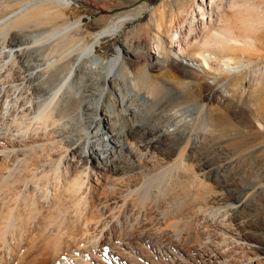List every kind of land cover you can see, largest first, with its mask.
Wrapping results in <instances>:
<instances>
[{"label": "bare ground", "instance_id": "bare-ground-1", "mask_svg": "<svg viewBox=\"0 0 264 264\" xmlns=\"http://www.w3.org/2000/svg\"><path fill=\"white\" fill-rule=\"evenodd\" d=\"M73 1L82 3L90 0H0V264H143L130 243L132 236L129 233L123 235L122 229L119 231L118 228L123 224L125 215H136V218L145 216L154 203L153 184L147 180L152 173L160 168V174L167 177L175 173L177 168L185 172L189 165L188 161H184L187 156L181 157L184 159L177 160L179 156L172 159L173 153L157 143L161 142L159 140L153 141L151 138L146 141L141 136L142 140L138 141L134 136L133 141L131 136L138 125L129 124L130 130L127 131L123 126L118 127L121 118L125 115L132 117L137 110H132V106L128 105L133 104L134 99L126 101L124 90L117 84L119 81L116 83L114 79L115 72L121 70L122 77L129 82V79H133L131 74L134 67L139 65L141 59L146 62L145 78H149L152 68L163 70L174 67L180 61L184 72L193 76L195 73L190 69H196L201 78L212 80L210 87L213 91L224 94L229 92L226 88L232 84L230 79L232 82L241 79L239 73L246 72L252 66L241 59L238 60L239 64H233L236 63L235 50L238 53V50L257 47L254 37L236 33L226 21L215 26L206 23L204 18L200 26L201 33H197V28L191 25L190 30L195 32L193 38H182L178 32L179 39L176 40V35H172L170 50L166 51L164 44L156 43L134 51L125 39L120 47L112 49L108 56L104 55L98 52V46L117 34L135 18L134 15L104 16L100 19L101 27L90 29L88 26L85 30L83 15L74 21L68 14ZM121 1L131 3L136 0ZM243 7H246L247 12L254 9L250 3L232 4L236 11ZM250 27L255 28V25L251 24ZM173 44L178 45V50H174ZM233 50L235 57L231 55ZM189 51L192 54L189 55ZM228 53L231 54L226 56ZM84 71L94 74L89 85L86 84L94 91L86 96L82 94L81 85L84 84L77 82L82 80ZM94 97L97 104L91 108L93 117L88 122L85 136L77 139L76 133L72 132L76 129L75 124L65 119V109L78 100L83 110H87L86 105L92 104L85 105L83 100H92ZM107 97L110 105L107 103L104 106ZM209 107L208 104L203 105L199 119L206 117ZM62 111L66 113L61 114ZM23 117L34 118L33 130L25 126L22 131H13L9 126H1L6 120L14 121ZM179 118H176L178 121H175L173 129L157 130L158 136H172L177 131L184 132L189 128L188 122ZM150 131H146V137L151 134ZM191 138L190 135L185 140V152L194 144ZM111 141L116 145L110 146ZM112 149L114 152L118 149L126 151L127 160L123 163L111 160ZM59 151L62 154L60 160ZM29 152H34L30 155L31 160ZM56 159L59 161L57 169L62 166L64 171L52 187L49 184L52 188L50 191L43 183L44 165ZM21 168L27 174L25 177L15 175ZM205 168L208 169L207 173L196 177L202 184L206 183L207 174L212 169L209 165H205ZM11 179L23 181L27 188L34 190L35 195L52 194V200H47L49 204L52 202L51 205L59 204L61 209L63 203L67 205L63 206L67 209V215L63 211L59 215H66V221L69 218L74 222L70 221L73 223L71 229L68 225V232L67 228L66 231L61 229L64 217L61 219L62 225L56 224L50 218L54 214L48 217L42 211L40 217L34 216L31 223L19 221L15 214L18 208L12 203L14 199L8 198L13 206L7 205L5 199L9 196L10 190L6 186ZM30 180H34V185ZM4 190L9 191L4 194ZM105 190L110 193L101 195ZM17 193L21 195L20 191ZM82 201L86 204L88 201L83 210L84 205H80ZM239 202L241 204L234 205V209L242 205L243 202ZM38 208L36 210L44 209ZM116 208L119 209L118 215H115ZM51 209L47 213L50 214ZM23 215L22 212L18 217ZM30 216H33V211ZM24 217L29 219L28 215ZM68 224L71 226V223ZM148 236L145 239L150 238ZM237 238L240 241L241 236ZM246 240L240 244L252 251L251 263L263 259L264 246H258V241L253 239ZM224 262L220 255L214 258L207 253L205 263Z\"/></svg>", "mask_w": 264, "mask_h": 264}, {"label": "rangeland", "instance_id": "rangeland-1", "mask_svg": "<svg viewBox=\"0 0 264 264\" xmlns=\"http://www.w3.org/2000/svg\"><path fill=\"white\" fill-rule=\"evenodd\" d=\"M234 2L250 3L254 9L247 12L246 7H243L240 11H236L232 8ZM203 12L206 13L205 16L202 15ZM68 14L74 21L83 15L85 22L82 24L85 30L88 26L90 29L101 27L100 19L104 16L134 15L135 18L117 34L98 46V52L107 56L112 49L120 47L125 39L134 51L151 47L156 43H162L166 51L170 50L172 35H176V40L179 39L178 32L181 33L182 38L188 36V39L193 38L195 32L190 30L191 25L197 28V33H201L203 18L206 23L215 26L226 21L236 33H246L245 35L250 34L254 37L257 47H250L245 51L238 50V53L235 50L236 57L234 50L231 52L233 54L226 55L231 54L235 57L236 63L233 65L239 64L240 59L245 64L252 65L246 72L239 73L241 79L233 82L230 79L232 84L226 88L228 93L213 91L210 87L212 80L201 78L194 68L190 69L192 73H195L193 76L184 72L180 61L174 67L163 70L152 68L149 78H145L146 62L141 59L139 65L134 67L131 74L133 79H129V82L122 77L121 70L115 72L114 79L116 83L119 81L117 84H120L124 90V96L127 99L125 100L130 102L134 99V105L132 103L128 105L132 106V110H137L132 117L125 115L121 118L118 127L123 126L127 131L130 130V125H138V129L131 136L133 141L135 139L141 141V136L146 141L159 140L161 142L157 143L173 153L172 159L179 156L178 159L176 158L179 160L187 156L188 158L186 157L184 161H188L189 165L185 172L177 168L175 173L167 177L160 174V168L152 173L147 178L148 182L153 184L154 203L150 205V210L148 209L145 216L141 215L137 218L136 215L128 214L129 217L125 215V220L118 230L122 229L125 236L128 233L132 236L133 240L130 243L136 249L140 263L143 264H207L205 263L207 253L214 258L220 255L225 260L224 264H264V258L251 263L252 251L240 244L241 241L247 242L246 239H253L258 241V246H264V0H136L131 3L121 0H90L82 3L73 1ZM92 22L94 24H91ZM251 24L255 25V28L251 29ZM173 46L174 50L175 48L178 50L177 44ZM188 54L192 52L189 51ZM82 74V80L77 82L84 84L81 88L84 92L82 94L86 96L85 94L94 91L90 86L87 87L94 74L88 71ZM94 99L96 98L83 100L85 105L90 102L92 104L86 105L87 110H83L82 104L77 100L65 109L67 113L61 112V114L66 113V120L73 121V125L75 124L76 129L72 132L76 133L74 134L75 138L78 137L77 139L85 136L88 122L93 117L91 108L97 104ZM107 103L109 104L108 97L104 99L103 105ZM205 104L210 106L209 111L205 118L202 117L204 119H199L200 111ZM177 115L188 122L190 130L187 128L188 130L184 132L177 131L172 136L163 138L158 136L157 130L174 128L175 121H178ZM28 118L6 120L1 126L4 128L9 126L13 131L18 129L22 131L26 127H31L33 130L34 118ZM143 130L144 132H141ZM149 130L153 131H150L151 134L146 137L145 133ZM190 135L191 139H194V144L185 152V140ZM111 145L116 143L111 141ZM112 152L110 159L118 163L121 161L123 163L128 158L127 152L121 149ZM29 153L30 159V155L34 152ZM61 155L59 151V160ZM20 158L24 159L22 155ZM58 159L44 165L46 170L43 183L44 187H49L50 191H52V184L58 181V177L64 171L62 166L61 169H57ZM205 165H209L212 169L207 174L206 183L202 184L196 180V177L207 173L208 169ZM15 175L25 177L27 174L21 168ZM20 182L11 179L6 186L10 190H7L9 196L4 195L7 205H12L14 202L13 205L16 209L18 208L15 214L19 221L23 224L31 223L35 219L34 216L40 217L39 214L42 211L46 212L48 217L54 214L50 218L54 219L56 224L62 225V221H65L61 226L64 231L67 225L68 228L73 226L72 220L68 218L66 221L67 209L64 208L67 205L63 203L62 210L59 204H54L58 206L55 208L51 205L52 202L48 203L53 198L52 194H46V196L36 193L35 195L34 190L27 188L23 181L22 184ZM29 182L34 185V180ZM12 183L14 184L11 185ZM15 190L20 191L21 195L19 196ZM4 192L7 194L5 190ZM103 193L110 192L107 193L105 190L101 192V195H104ZM8 198L15 201L12 200V203H9L11 200ZM220 198L223 199L219 201ZM240 200L243 202L242 205L234 209V205L241 204ZM35 201H37L36 204H34ZM85 201L80 204L84 205L82 210L89 199L87 204L84 203ZM39 206L44 209L46 206L47 209L36 210ZM48 207L51 209L50 214L47 213ZM116 209H114L115 215H118L119 209ZM21 211L26 217L28 215L29 219L24 215L21 218L18 217L21 216ZM32 211L33 216H30ZM62 211L66 215H59L63 214ZM239 235L240 241L237 238ZM146 236L150 238L145 239Z\"/></svg>", "mask_w": 264, "mask_h": 264}]
</instances>
